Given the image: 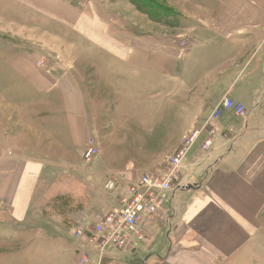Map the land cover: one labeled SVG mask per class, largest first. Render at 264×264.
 <instances>
[{
	"label": "crops",
	"instance_id": "0c3cea01",
	"mask_svg": "<svg viewBox=\"0 0 264 264\" xmlns=\"http://www.w3.org/2000/svg\"><path fill=\"white\" fill-rule=\"evenodd\" d=\"M14 1L33 20L18 22L13 38L20 42L0 53V62L13 56L16 81L0 84V106L15 111L8 120H27L30 130L37 122L46 134L79 145L82 157L93 139L76 44L55 34L54 25L107 57L115 80L127 83L131 71L140 72L157 97L173 100L186 84L191 103L200 105L194 120L204 116L183 170L193 188L176 192L133 248L102 264H264V0H147L173 21L154 19L133 0ZM224 98L244 104L248 114L224 112L212 146L201 153L207 120ZM5 108L3 116L10 113ZM7 127L0 130V264H76L73 240L52 234L58 225L46 229L51 240H10L31 220L45 162L30 155L25 132ZM86 217L81 208L76 222ZM44 244L43 261L37 248Z\"/></svg>",
	"mask_w": 264,
	"mask_h": 264
},
{
	"label": "rangeland",
	"instance_id": "374dc122",
	"mask_svg": "<svg viewBox=\"0 0 264 264\" xmlns=\"http://www.w3.org/2000/svg\"><path fill=\"white\" fill-rule=\"evenodd\" d=\"M13 2L0 0V53L12 47L14 41L20 42L19 35L16 36L18 41L13 38L14 28H19L17 23L33 20L25 14L23 6ZM138 2L156 17L170 18V21L175 17L163 13L147 0ZM20 16L24 19H18ZM53 31L65 36L69 43L76 44L72 52L76 57L75 68L78 78L86 81V106L90 111L92 135L99 155L87 163L79 145L76 147L70 141L63 142L57 134H46L37 122V128L30 130L27 120H8L6 116L14 115V109L0 106L10 112L4 116L0 114V130L6 125L10 127L11 134L25 132L30 155L45 162L35 193L31 220L23 226L24 229L9 233L11 241L18 239L29 243L39 235L51 240L49 237L52 234L56 240L57 235H61L71 241L69 231L79 223L76 222L79 209H86L85 219L94 221L99 214L119 206L117 193L105 188L109 179L118 173L131 172L135 180L144 172H155L181 147L193 129L204 122V116L201 120H194L200 105L191 103L186 84L179 87L177 99L173 100L167 95L159 98L156 96L157 87L144 79L140 72L131 71L127 83L115 80L110 76L108 58L93 55L94 52L85 45L88 43L86 40L77 39L70 30L56 25ZM12 58L5 54L0 62L2 85L16 83L9 65ZM195 170L191 169L189 174ZM54 224L60 230L49 234L46 229ZM44 246L37 248L38 256H41L39 259L43 261V255L47 253Z\"/></svg>",
	"mask_w": 264,
	"mask_h": 264
},
{
	"label": "built area",
	"instance_id": "2783aa9c",
	"mask_svg": "<svg viewBox=\"0 0 264 264\" xmlns=\"http://www.w3.org/2000/svg\"><path fill=\"white\" fill-rule=\"evenodd\" d=\"M226 111L242 118L248 114L244 104L224 98L207 120V136L200 145L201 153L212 146L216 123ZM201 135L202 130L193 131L156 173L144 172L136 180L126 173H118L107 181L105 188L117 193L119 206L102 213L94 221L78 223L69 232L79 256L76 264H102L114 253L135 246V241L144 236L155 214L168 207L176 192L189 186L184 181L183 170ZM98 155L99 148L95 140L90 139L83 153L84 161L90 163Z\"/></svg>",
	"mask_w": 264,
	"mask_h": 264
},
{
	"label": "trees",
	"instance_id": "16d2710c",
	"mask_svg": "<svg viewBox=\"0 0 264 264\" xmlns=\"http://www.w3.org/2000/svg\"><path fill=\"white\" fill-rule=\"evenodd\" d=\"M133 1L138 6V8L140 10H143L145 12H148L151 15V17H153L154 19H157V17L155 15L151 14L149 11H147V9H145L143 6H141V4L138 2V0H133ZM141 1H144V0H141Z\"/></svg>",
	"mask_w": 264,
	"mask_h": 264
},
{
	"label": "water",
	"instance_id": "95a60500",
	"mask_svg": "<svg viewBox=\"0 0 264 264\" xmlns=\"http://www.w3.org/2000/svg\"><path fill=\"white\" fill-rule=\"evenodd\" d=\"M191 188H193V186L192 185H189L186 189H191Z\"/></svg>",
	"mask_w": 264,
	"mask_h": 264
}]
</instances>
